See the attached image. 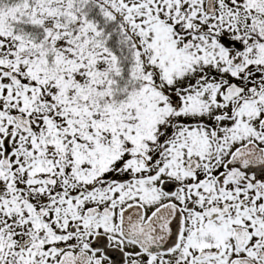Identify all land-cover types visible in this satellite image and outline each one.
I'll return each mask as SVG.
<instances>
[{
	"label": "snow or ice",
	"instance_id": "obj_1",
	"mask_svg": "<svg viewBox=\"0 0 264 264\" xmlns=\"http://www.w3.org/2000/svg\"><path fill=\"white\" fill-rule=\"evenodd\" d=\"M0 264H264V0H0Z\"/></svg>",
	"mask_w": 264,
	"mask_h": 264
}]
</instances>
